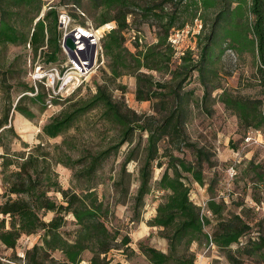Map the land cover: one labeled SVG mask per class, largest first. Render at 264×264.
<instances>
[{"label":"trees","instance_id":"16d2710c","mask_svg":"<svg viewBox=\"0 0 264 264\" xmlns=\"http://www.w3.org/2000/svg\"><path fill=\"white\" fill-rule=\"evenodd\" d=\"M61 1L81 10L95 28L110 21L114 23L100 37L103 57L108 60L109 80L115 81L125 74L135 76L136 99L155 98V112L161 106L164 113L158 118L157 114H138L122 101L114 99L106 83H96L93 94L52 116L42 126V133L48 138L64 135L80 116L98 108L100 120L114 128L110 145L94 153L85 152L77 159L64 152L53 155L41 143L33 146L26 144L28 150L16 152L3 144L4 137L10 135L17 138L11 122L14 112H20L28 119L34 118L35 113L30 107L39 103L43 111L48 92L42 85L37 88L36 85L25 84L22 86L23 94L15 102L5 92L0 108V146L4 149L0 154V174L4 186L0 195V247L14 249L23 235L42 231L38 242L25 249V264H81L85 251L90 253L85 264H121L120 261L112 263L107 254L116 248L128 250L130 237L108 227L111 205L99 198L88 183L94 179L102 163L116 154L124 143L130 144L134 133L138 132L139 140L128 147L113 183L124 202L131 183V174L125 166L128 161L138 158L140 152L137 166L139 183L132 195V211L139 221L138 214L145 205V196L152 191L161 192L155 215L147 220V224L158 228L167 243L166 251H161L139 241L138 249L144 259L149 264H195L197 257L191 247L197 243L198 246L215 245L225 253L230 264H244L245 259L253 264H264L263 236H249L252 226L247 214L252 212L251 209L242 207L235 212L227 207L223 198L216 200L214 196L207 199L202 208L190 198V188L183 180L188 174L203 185L204 164H211L210 152L188 141L185 132V126L191 120L192 105L197 104L204 112L210 111L208 101L221 102L237 117L240 126L264 129V0ZM43 5L44 0H0V45L27 44L34 54L42 55L44 62L54 63L62 51L58 11L50 5L36 20ZM21 9L25 10L24 14H21ZM137 19L154 22L157 27L155 42L146 45L134 39V50H131L125 33L133 29ZM196 19L201 26L197 35L198 59L193 61L187 52L180 63L172 67L174 48L168 37L172 30H181ZM19 20L25 22L31 32L17 26ZM226 51L238 56L248 53L254 56L256 79L262 86L260 95L246 97L222 88L211 98L212 92L219 86L214 84L219 76L216 64ZM144 68L170 73V81H154L151 74L141 72ZM194 71L203 89L198 100L194 88H185L191 82ZM25 92L34 94L30 96ZM143 133L146 136L144 139ZM161 143H164L162 152L159 151ZM183 149L192 150L193 159L188 161L175 154V151ZM161 157L166 158V167L153 181V171L156 166H161ZM56 163L75 168L74 177L88 183L80 192L62 188L53 169ZM257 168V164L253 165L255 177L262 181L263 173ZM212 185L213 180H210L209 191ZM50 192H59L62 202L50 196ZM46 212H54L49 221L44 219ZM68 214L74 218L72 223L75 228L71 232L63 230ZM207 226H210L208 231ZM246 236L245 242L242 241ZM232 244L238 245L234 251L230 250ZM54 251L61 253L60 259L51 256ZM0 264L11 263L3 262L0 257Z\"/></svg>","mask_w":264,"mask_h":264},{"label":"rangeland","instance_id":"374dc122","mask_svg":"<svg viewBox=\"0 0 264 264\" xmlns=\"http://www.w3.org/2000/svg\"><path fill=\"white\" fill-rule=\"evenodd\" d=\"M86 3V0H84ZM54 6L57 11H66L72 17V25L79 27H87L92 29L98 35H103L109 28L114 26L112 21L95 28L94 23L87 15L79 14L78 10L74 9L71 4H64L61 0H44V5L40 14L44 13L49 6ZM25 10L21 9V14ZM39 14V15H40ZM74 14H77L75 17ZM17 26L24 31H30V28L25 22L17 21ZM133 29L126 31V43L134 50L132 43V35L137 33L140 37V42L149 45L155 42L157 27L151 20L142 21L136 20ZM59 30V29H58ZM139 30V33L137 32ZM201 26L198 19L192 23H187L183 29L172 30L169 40L174 48L172 67L180 63L182 56L188 52L193 61L198 59L199 41L197 35L200 33ZM206 32V30H205ZM30 34V33H29ZM138 38H136L137 40ZM66 60V54L62 50L58 55L57 62H44L40 53L34 54L31 47L27 44H1L0 45V108L3 105L5 92L10 94L12 102H15L18 97L23 94V85H36L48 92L46 100L50 99V105L46 103L45 109L42 111L40 104L31 106L34 118L28 119L20 112H14L12 124L17 134V138L10 135L4 137L3 144H7L10 151L20 152L28 150L26 144L33 146L41 143L45 150L53 155L64 152L68 153L72 159H77L85 152H97L101 148L110 145L114 133V128L107 122L100 120V110L96 108L87 114L80 116L75 125L71 127L64 135L55 137H46L42 133V126L50 120L52 116L58 115L65 109H70L80 99H86L95 92L96 83H106L108 89L111 90L114 99L122 101L125 105L136 111L138 114H157V118L163 115L164 110L161 106L158 107V112H155V98L136 99V78L131 74H125L121 78L112 81L109 80V69L107 66L108 60L105 57L98 56V66L73 90L60 91L59 94H53L51 91L52 80L51 73L53 67L63 64ZM219 72L218 79L214 84H219L218 89L212 92L211 98L215 97L222 88L228 89L231 93L243 95L246 97L258 96L262 92V86L259 85L256 79L255 58L250 53L238 56L234 52L226 51L222 59L216 64ZM40 69V70H38ZM141 72L151 74L152 80L167 83L170 81V73L164 71H147L145 68ZM38 74L44 75V78H37ZM50 78V79H49ZM191 82L185 88H194L195 98L198 100L203 93L198 79L197 73L194 71ZM58 85V84H57ZM56 89V87H55ZM30 96H33L30 92ZM53 94L55 97L50 96ZM26 104L28 101L25 102ZM210 111L202 112L197 104L192 105L191 120L185 126V132L188 135V141L196 143L198 146L204 147L210 152L211 164H204L203 177L205 183L199 184L192 179L191 175H184L183 180L190 188V198L202 208L205 207L207 199L214 196L216 200L222 198L230 210L235 212L240 211L242 207L251 209L248 220L252 226L249 236L254 238L260 234L264 238V129H245L238 123L237 117L231 114L224 108L221 102L208 101ZM156 107V105H155ZM1 110V109H0ZM143 139L146 137L142 134ZM139 140L138 132L134 133L133 141L129 144L124 143L118 152L111 155L99 167L94 179L89 183L78 180L74 177V171L69 167H65L61 163L53 165L57 173V181L62 188H71L74 191L80 192L81 189L88 183L93 186V190L99 198L110 203L111 215L108 217L107 225L110 229H118L120 233L127 234L130 237L128 250L113 249L107 254V258L112 260V263L120 261L121 264H149L141 255L138 249V242L148 243L159 250L166 251L167 243L159 232L158 228L151 227L147 224L152 216L155 215V208L160 201L161 192L152 191L145 197V205L139 211V221L136 220V213L132 211L133 198L132 195L138 186L137 170L139 164L138 158L126 163L127 172L131 174L129 195L122 202L121 194L115 188L113 178L117 177L120 171V165L125 159L128 147H132ZM63 141H65L63 143ZM143 146V142L141 144ZM160 144L159 151L162 152ZM56 146L60 148L57 149ZM141 149V147H140ZM139 149V150H140ZM4 149L0 146V154ZM57 152V153H56ZM175 154L183 156L190 161L193 159L192 150L183 149V151H175ZM161 166H156L153 171L152 180L160 177V174L166 167V158L161 157ZM1 163V158H0ZM258 165V170L263 173V180L259 181L254 174L253 165ZM1 169V166H0ZM1 173V171H0ZM171 173V171H169ZM213 180L212 190H208V183ZM4 192L2 179L0 174V195ZM58 202H62L59 192H50ZM54 212H46L44 219L49 221L53 218ZM73 216L68 214L66 224L63 230L71 232L75 228ZM210 226H207V231ZM42 231L37 234L23 235L14 249L0 247V257L3 262L11 264H25L23 260L24 251L30 248L34 243H37ZM248 236L241 240L245 242ZM237 244H232L231 251L237 248ZM133 249V250H132ZM191 250L195 251V264H230L225 253L219 250L215 245L198 246L193 243ZM51 256L56 259L61 258L59 251H54ZM90 253L85 251L81 264L87 263ZM244 264H253L250 260L245 259Z\"/></svg>","mask_w":264,"mask_h":264},{"label":"built area","instance_id":"2783aa9c","mask_svg":"<svg viewBox=\"0 0 264 264\" xmlns=\"http://www.w3.org/2000/svg\"><path fill=\"white\" fill-rule=\"evenodd\" d=\"M77 10L79 14L85 15L81 10ZM72 20L73 19L71 15H69L63 9L62 11H58V28L61 30L59 45L66 54V60L63 62V64L53 67V72H50V77H52V80H49V82L51 83V91L53 94H59L61 93L60 91L69 89L73 90L78 87L79 84L82 83L87 77V75H89L90 72H92L94 68L98 66V56L101 58L103 57L102 47L100 44V37L102 35L94 34L93 36H88V34L90 35L92 33V29L82 27L86 29V32H84L80 30L79 25L71 26ZM68 33H73L74 45L76 46L72 56H69L66 47L63 45L64 36ZM136 35L137 33L132 35V40L136 39ZM139 38L140 37H138V41L140 42ZM94 45L95 48L93 57L92 60H90V52L92 46ZM44 76L45 74H38L37 78L42 79ZM53 94L51 93L50 96L55 97ZM46 103H48L49 106L50 99L46 100Z\"/></svg>","mask_w":264,"mask_h":264},{"label":"water","instance_id":"95a60500","mask_svg":"<svg viewBox=\"0 0 264 264\" xmlns=\"http://www.w3.org/2000/svg\"><path fill=\"white\" fill-rule=\"evenodd\" d=\"M41 16H43V13L40 14V16L36 20H38ZM63 45L66 47L69 56H72L73 51L76 49V46L74 45L73 33H68L67 35L64 36ZM94 48H95V45L92 46V49L90 52V60H92Z\"/></svg>","mask_w":264,"mask_h":264},{"label":"bare ground","instance_id":"6f19581e","mask_svg":"<svg viewBox=\"0 0 264 264\" xmlns=\"http://www.w3.org/2000/svg\"><path fill=\"white\" fill-rule=\"evenodd\" d=\"M80 30H82V31H84V32H86V29H84V28H81L80 27ZM92 32V31H91ZM86 34H88V33H86ZM92 34V35H91ZM90 35L88 34V36H93L94 34H96L95 32H92ZM83 36H85V35H83Z\"/></svg>","mask_w":264,"mask_h":264}]
</instances>
